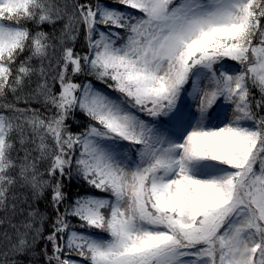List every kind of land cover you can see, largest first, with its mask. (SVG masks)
I'll use <instances>...</instances> for the list:
<instances>
[{"label": "snow or ice", "instance_id": "1", "mask_svg": "<svg viewBox=\"0 0 264 264\" xmlns=\"http://www.w3.org/2000/svg\"><path fill=\"white\" fill-rule=\"evenodd\" d=\"M0 264H264V0H0Z\"/></svg>", "mask_w": 264, "mask_h": 264}, {"label": "trees", "instance_id": "2", "mask_svg": "<svg viewBox=\"0 0 264 264\" xmlns=\"http://www.w3.org/2000/svg\"><path fill=\"white\" fill-rule=\"evenodd\" d=\"M73 190H75V188H73ZM41 208L43 209V202H41Z\"/></svg>", "mask_w": 264, "mask_h": 264}]
</instances>
